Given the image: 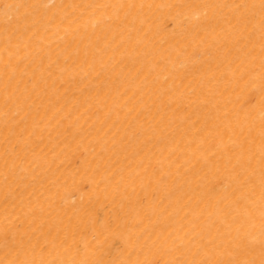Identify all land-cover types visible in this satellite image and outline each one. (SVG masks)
Segmentation results:
<instances>
[{
    "label": "bare ground",
    "instance_id": "obj_1",
    "mask_svg": "<svg viewBox=\"0 0 264 264\" xmlns=\"http://www.w3.org/2000/svg\"><path fill=\"white\" fill-rule=\"evenodd\" d=\"M0 264H264V0H0Z\"/></svg>",
    "mask_w": 264,
    "mask_h": 264
}]
</instances>
